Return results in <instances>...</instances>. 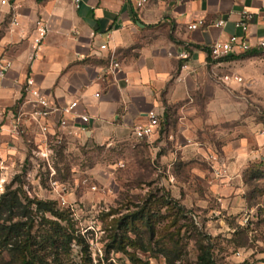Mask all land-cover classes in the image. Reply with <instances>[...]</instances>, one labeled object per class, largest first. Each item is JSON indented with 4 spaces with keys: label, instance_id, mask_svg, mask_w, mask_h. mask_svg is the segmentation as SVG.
I'll return each instance as SVG.
<instances>
[{
    "label": "rangeland",
    "instance_id": "374dc122",
    "mask_svg": "<svg viewBox=\"0 0 264 264\" xmlns=\"http://www.w3.org/2000/svg\"><path fill=\"white\" fill-rule=\"evenodd\" d=\"M216 72L223 118L205 113L212 124L203 119L187 134L173 129L181 138L166 141L163 124L152 142L121 137L99 144L82 137L45 147L1 135L0 196L19 188L72 212L68 228L80 239L58 258L52 254L50 264H88L85 248L93 264H167L166 254L195 263L201 240L211 244L216 264H264V50ZM125 218L135 262L115 243ZM0 264L15 260L0 251Z\"/></svg>",
    "mask_w": 264,
    "mask_h": 264
},
{
    "label": "crops",
    "instance_id": "0c3cea01",
    "mask_svg": "<svg viewBox=\"0 0 264 264\" xmlns=\"http://www.w3.org/2000/svg\"><path fill=\"white\" fill-rule=\"evenodd\" d=\"M138 1L82 0L76 7L73 0H9L0 5V59L13 64L0 78V109L11 114L30 109L25 83L32 77L50 101L60 107L79 101L91 117L86 132L66 137L68 142L134 139L133 126L146 125L152 110L158 112L160 126L143 139L150 142L161 138L162 124L169 129L167 141L181 138L173 129L187 134L209 120L205 113L217 111L221 120L225 109L216 67L236 60L213 61L207 49L243 35L236 27L243 11L257 14L246 35L250 44L264 39V0H149L142 7ZM40 20L49 32L34 54ZM201 20L205 27L188 29ZM220 20L226 21L224 27L215 26ZM183 52L191 57L188 70L178 57ZM112 57L120 63L117 70L110 66ZM58 117L50 121L52 132L58 130ZM26 137L40 140L35 128ZM236 143L241 153L245 143Z\"/></svg>",
    "mask_w": 264,
    "mask_h": 264
},
{
    "label": "built area",
    "instance_id": "2783aa9c",
    "mask_svg": "<svg viewBox=\"0 0 264 264\" xmlns=\"http://www.w3.org/2000/svg\"><path fill=\"white\" fill-rule=\"evenodd\" d=\"M258 2L260 0H253ZM76 7L81 5L82 0H73ZM149 0H139L138 7H142ZM9 3V0H0V5L4 6ZM257 14L250 11H243L241 14V21L236 25L241 29L243 35H232L225 42H216L209 47V55L213 61H219L230 55H241L252 50H264V39L257 42L255 46H252L246 38L249 31V23L254 20ZM15 23H17L15 21ZM226 25L225 20H220L215 23L217 27H224ZM205 21H197L188 26L191 31L205 27ZM49 32L47 23L40 20L36 24L35 38L32 44V50L36 54L42 47ZM103 49L105 46L102 47ZM179 59L185 63L182 65L183 70L189 69L190 54L183 52L179 56ZM110 66L113 70L120 68V63L115 57H112ZM12 62L2 57L0 59V78H5L7 74L12 70ZM230 77H224V81H229ZM234 81L238 84L244 82L241 77H234ZM25 91L29 96L28 104L31 105L30 109L22 107L17 114H11L6 110L0 109V138L4 132H7L12 137H25L28 136L32 128L38 130L40 136V142L45 147L51 144L62 145L66 137L79 136L84 134L87 130V126L90 124L91 117L81 108L79 101H74L66 106L60 107L54 102L46 98L41 90L36 86V82L32 77L27 78L25 83ZM96 98L100 97V94L95 95ZM58 117V130L52 132L51 119L55 116ZM148 123L146 125L133 126V134L139 139L143 140L151 137L155 130L160 126V117L158 112L152 110L147 114Z\"/></svg>",
    "mask_w": 264,
    "mask_h": 264
},
{
    "label": "trees",
    "instance_id": "16d2710c",
    "mask_svg": "<svg viewBox=\"0 0 264 264\" xmlns=\"http://www.w3.org/2000/svg\"><path fill=\"white\" fill-rule=\"evenodd\" d=\"M259 52L260 50H252L220 60H239L255 56ZM184 211L183 207H179V212ZM71 216V211L58 208L52 201L30 199L19 188L8 190L0 196V251L13 257L15 264H50L52 254L58 258L60 251H70L73 242L80 239L68 228L72 223ZM37 228H40L42 233L35 231ZM128 228L129 223L125 218L120 225L122 233L115 243L119 252L135 262V255L127 250L128 243L132 242L126 231ZM83 252V259H86L88 264H93L88 249L85 248ZM165 257L167 264H216L211 244H205L204 240L199 242V255L195 263H178L179 257L167 254Z\"/></svg>",
    "mask_w": 264,
    "mask_h": 264
}]
</instances>
